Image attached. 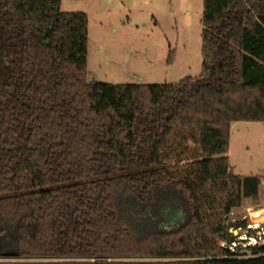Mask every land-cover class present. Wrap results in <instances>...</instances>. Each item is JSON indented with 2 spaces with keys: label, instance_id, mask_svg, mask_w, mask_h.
I'll return each mask as SVG.
<instances>
[{
  "label": "trees",
  "instance_id": "trees-1",
  "mask_svg": "<svg viewBox=\"0 0 264 264\" xmlns=\"http://www.w3.org/2000/svg\"><path fill=\"white\" fill-rule=\"evenodd\" d=\"M61 3L0 0V259L22 260L0 264H264L217 245L262 183L227 154L264 123V0H204L178 84L89 83L88 15Z\"/></svg>",
  "mask_w": 264,
  "mask_h": 264
},
{
  "label": "rangeland",
  "instance_id": "rangeland-1",
  "mask_svg": "<svg viewBox=\"0 0 264 264\" xmlns=\"http://www.w3.org/2000/svg\"><path fill=\"white\" fill-rule=\"evenodd\" d=\"M60 9L88 15L89 83L178 84L202 74L204 0H62ZM227 156L234 175L262 179L259 198L244 200L224 221L232 241L243 233L239 223L264 228V123H232Z\"/></svg>",
  "mask_w": 264,
  "mask_h": 264
},
{
  "label": "built area",
  "instance_id": "built-area-1",
  "mask_svg": "<svg viewBox=\"0 0 264 264\" xmlns=\"http://www.w3.org/2000/svg\"><path fill=\"white\" fill-rule=\"evenodd\" d=\"M239 229L243 231L239 239L222 241L220 248L230 250L234 254H242L241 256L245 258L253 257L255 255L253 249L264 245V228L258 222L248 221Z\"/></svg>",
  "mask_w": 264,
  "mask_h": 264
},
{
  "label": "water",
  "instance_id": "water-1",
  "mask_svg": "<svg viewBox=\"0 0 264 264\" xmlns=\"http://www.w3.org/2000/svg\"><path fill=\"white\" fill-rule=\"evenodd\" d=\"M163 212H164V215H165L164 217L166 221L167 219L173 220V221H179L184 216V212L182 209H179L178 211H176L171 208H168V209H165ZM171 214H175V215L172 216Z\"/></svg>",
  "mask_w": 264,
  "mask_h": 264
},
{
  "label": "crops",
  "instance_id": "crops-1",
  "mask_svg": "<svg viewBox=\"0 0 264 264\" xmlns=\"http://www.w3.org/2000/svg\"><path fill=\"white\" fill-rule=\"evenodd\" d=\"M231 127H232V125H231Z\"/></svg>",
  "mask_w": 264,
  "mask_h": 264
}]
</instances>
